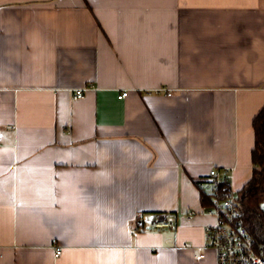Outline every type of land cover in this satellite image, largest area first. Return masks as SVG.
<instances>
[{"label": "crops", "instance_id": "obj_1", "mask_svg": "<svg viewBox=\"0 0 264 264\" xmlns=\"http://www.w3.org/2000/svg\"><path fill=\"white\" fill-rule=\"evenodd\" d=\"M262 108L264 0H0V264H215L195 183Z\"/></svg>", "mask_w": 264, "mask_h": 264}, {"label": "built area", "instance_id": "obj_2", "mask_svg": "<svg viewBox=\"0 0 264 264\" xmlns=\"http://www.w3.org/2000/svg\"><path fill=\"white\" fill-rule=\"evenodd\" d=\"M84 89H77L72 94V99L84 97ZM127 91L119 93L117 98L123 99ZM232 172L225 169L221 173L212 168L208 174L196 181L198 189L207 192L211 197V206L205 208V212L214 217L212 224L206 225L203 241L205 248L214 254L215 264H264V253L258 254L252 244V238L247 230L240 224V213L235 201L234 192L231 190ZM225 184L227 189L220 192L219 188ZM193 215L192 212L188 217ZM140 226L145 230L175 228V219H168L163 214L142 213L137 216ZM184 243L181 248H188ZM61 247H55V255L61 254ZM204 257V254L199 256Z\"/></svg>", "mask_w": 264, "mask_h": 264}, {"label": "trees", "instance_id": "obj_3", "mask_svg": "<svg viewBox=\"0 0 264 264\" xmlns=\"http://www.w3.org/2000/svg\"><path fill=\"white\" fill-rule=\"evenodd\" d=\"M254 135L251 150L252 175L244 187L234 193L240 224L247 230L252 238L254 250L264 253V108L252 120ZM226 185L220 186L219 191L224 192ZM201 191L202 206H211V197Z\"/></svg>", "mask_w": 264, "mask_h": 264}]
</instances>
